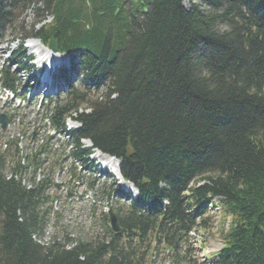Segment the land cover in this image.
Instances as JSON below:
<instances>
[{"label":"trees","instance_id":"obj_1","mask_svg":"<svg viewBox=\"0 0 264 264\" xmlns=\"http://www.w3.org/2000/svg\"><path fill=\"white\" fill-rule=\"evenodd\" d=\"M27 12L34 23L0 66V88L18 96L24 40L56 41L70 68L54 75L63 93L38 104L43 124L86 173L93 151L119 161L137 196L116 180L98 189L128 201L114 211L120 233L44 243L49 143L25 165L15 147L8 169L0 151V264H154L164 242L175 263L197 264L184 245L215 197L230 224L210 264H264V0H0V45Z\"/></svg>","mask_w":264,"mask_h":264},{"label":"rangeland","instance_id":"obj_2","mask_svg":"<svg viewBox=\"0 0 264 264\" xmlns=\"http://www.w3.org/2000/svg\"><path fill=\"white\" fill-rule=\"evenodd\" d=\"M184 3L186 2L184 1ZM46 21H49V17ZM33 23V14L27 12L9 31L6 43L0 45V66L6 65L5 61L8 58L6 50H15L22 39V30L28 32ZM37 28L38 26H35V29ZM12 40L13 42L10 43ZM31 43L37 46L36 50L31 48ZM42 48L46 47L37 40L26 39L21 49L25 57H31V61H26L18 69L11 67L18 78L16 83L18 85L15 87L20 96L15 97L13 94L3 93L0 90V114L12 116L10 125L0 131V146L7 141L12 142L7 151L8 165H6V169H8L17 159L15 155L11 156L15 147L19 151V156L22 157L21 164H24V156L28 155L32 148L49 143L50 153H45L41 159H44L43 170L52 173L51 178L54 185L47 191L49 199L43 206L47 212L43 242L49 243L54 238L62 242L66 235L73 239L91 241L93 238L104 236L108 222L102 218V214L108 208L115 211L117 208L121 209L128 206L129 203L120 196H113L111 200H107L98 189L103 185L106 187L111 186L113 180H115L114 176L108 170L101 169L99 161L94 156H91L89 160L92 161L94 166H97L100 173H97V171L86 173L80 170L77 163L72 164L70 159L66 158L69 148L62 147L63 139L61 136L43 124V114L41 113L42 110L38 108V104L42 101V105H44L45 100L49 98L57 99L59 92L63 91L65 86L59 80L61 88H50L48 91L46 88L41 89L42 83L48 80L47 70L51 69H47L51 54H42L44 63H38ZM40 67H42V75L38 76ZM62 67L70 68V60L68 59L65 64L59 63L53 66L50 70L53 81V76ZM31 69L34 70L31 72ZM68 77L72 79L73 84H77V80L73 75ZM24 98L25 100H23ZM65 128L66 130H72L78 128V126L73 121L66 120ZM49 137H52V139L49 140ZM58 139L59 141L56 142ZM83 144L88 146L86 142ZM57 160H59L58 165L56 164ZM72 172L80 176L81 180L72 179ZM30 177L31 175L28 174L25 181H29ZM38 179L39 176L36 177V180ZM90 181L94 182L95 189L86 187ZM120 189L126 192L121 187ZM215 209L217 211V208ZM229 224V216L225 214L222 208L220 215H214L211 218L207 228L195 227L193 232L189 234L191 245L189 256L197 263H202L207 257L219 250L222 245L221 238L228 230ZM165 246H167L165 242L158 246L154 264H183L175 263L170 255L166 254Z\"/></svg>","mask_w":264,"mask_h":264},{"label":"bare ground","instance_id":"obj_3","mask_svg":"<svg viewBox=\"0 0 264 264\" xmlns=\"http://www.w3.org/2000/svg\"><path fill=\"white\" fill-rule=\"evenodd\" d=\"M30 45H31L32 49H35V50L37 49V46L35 44L31 43ZM42 54H51V60L49 62V65L47 66V69H50V68L52 69L54 65H58L59 63L65 64L67 62V60L69 59L65 55L53 54L49 50H47L46 48H42L41 53H40V59L38 61L39 64L44 63V56H42ZM50 70H47V72H50ZM94 157L99 161L102 169L108 170L115 177V179L118 181V183L120 184V186L123 189H125L127 191L131 190V187L128 184H126L124 181L121 180L117 160H114L113 158L103 157L98 152H95Z\"/></svg>","mask_w":264,"mask_h":264},{"label":"water","instance_id":"obj_4","mask_svg":"<svg viewBox=\"0 0 264 264\" xmlns=\"http://www.w3.org/2000/svg\"><path fill=\"white\" fill-rule=\"evenodd\" d=\"M56 47V41H50L48 45V49L53 53L57 54V50L55 49ZM6 126V116L5 115H0V128L4 129ZM103 157L110 158L106 155H102ZM119 164V163H118ZM128 184V183H127ZM129 185V184H128ZM134 189V188H133ZM107 220H108V226L112 234L116 235L120 233L121 229L119 227L118 219L112 208H108L107 211Z\"/></svg>","mask_w":264,"mask_h":264}]
</instances>
